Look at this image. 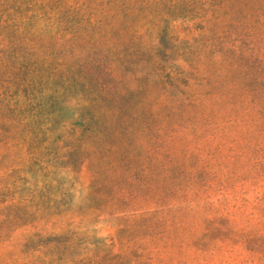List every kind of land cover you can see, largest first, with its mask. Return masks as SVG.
<instances>
[{
	"label": "rangeland",
	"instance_id": "1",
	"mask_svg": "<svg viewBox=\"0 0 264 264\" xmlns=\"http://www.w3.org/2000/svg\"><path fill=\"white\" fill-rule=\"evenodd\" d=\"M7 2L0 53L23 64L0 120L23 126L0 130V264L39 259L38 233L147 246V210L196 237L227 219L216 260L264 264V0Z\"/></svg>",
	"mask_w": 264,
	"mask_h": 264
},
{
	"label": "trees",
	"instance_id": "2",
	"mask_svg": "<svg viewBox=\"0 0 264 264\" xmlns=\"http://www.w3.org/2000/svg\"><path fill=\"white\" fill-rule=\"evenodd\" d=\"M7 1L0 0V8L6 7ZM22 64L20 60L0 53V88L5 90L4 93H0V101L15 100L16 95L12 93L8 95L5 88L15 81L16 66H22ZM102 90L104 91L103 88ZM196 103V101L190 102L189 107L192 104V108H195ZM21 124L22 122L18 117L12 116L7 119V123L0 120V130L2 127L7 126L9 135H12L13 129L22 127ZM224 135L223 131L220 136L217 132H214L211 137L212 140L219 139L223 142ZM33 141L26 139L25 143L28 147H32ZM160 150H162V147L158 149V151ZM189 211L193 215L198 214V212ZM137 217H143L146 223L149 222L146 229L149 231L147 236L150 237L151 243L147 246H125L117 242L110 245H92L87 242L81 245L82 242L77 243L72 238L62 241L59 238L61 236L44 238L38 233L30 236L24 247L33 246L32 251L39 253L41 257L23 264H221L220 260H216V258L220 253L225 252L227 238L229 235L231 238L234 233V229L230 226L231 222L222 219V217L217 218V215L213 216L214 219L204 215L202 218L203 231H201L199 237H196L195 233L194 235L190 233V226L186 231L187 216L184 213L173 210H147ZM3 223L0 222V225H3ZM185 231L187 236H181L180 233H185ZM2 234V230H0V242ZM180 238L182 239L179 240ZM190 247L199 251L202 258L198 257L185 261L181 259L176 262L175 260L159 259L162 250L174 254L177 249L183 252L185 249L189 250Z\"/></svg>",
	"mask_w": 264,
	"mask_h": 264
}]
</instances>
